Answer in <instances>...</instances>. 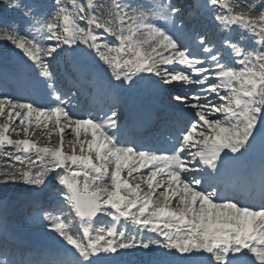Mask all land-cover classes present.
<instances>
[{"label": "snow or ice", "instance_id": "obj_1", "mask_svg": "<svg viewBox=\"0 0 264 264\" xmlns=\"http://www.w3.org/2000/svg\"><path fill=\"white\" fill-rule=\"evenodd\" d=\"M0 47L4 216L52 241L0 264H264V0H10Z\"/></svg>", "mask_w": 264, "mask_h": 264}, {"label": "rangeland", "instance_id": "obj_2", "mask_svg": "<svg viewBox=\"0 0 264 264\" xmlns=\"http://www.w3.org/2000/svg\"><path fill=\"white\" fill-rule=\"evenodd\" d=\"M7 4L10 0H6ZM197 1V0H196ZM7 67L9 71H16L18 69L17 61L14 56L5 51L3 47H0V69ZM102 87V82L101 85ZM163 94L158 92L155 88H141L136 96L128 100V107L130 110H137L143 104L150 103L154 109L159 108V102L162 103ZM26 186H22L21 189ZM19 197H26L28 202L24 208L28 209L27 206L31 197L27 193H16L14 199ZM41 198H46L41 197ZM24 210H14L12 207L9 208L7 216H4V212L0 209V228H2L6 222L9 232L14 234L19 240L23 241L27 245H31L34 248H45L51 247L52 241L50 240L45 228L34 218L33 212L22 214Z\"/></svg>", "mask_w": 264, "mask_h": 264}, {"label": "trees", "instance_id": "obj_3", "mask_svg": "<svg viewBox=\"0 0 264 264\" xmlns=\"http://www.w3.org/2000/svg\"><path fill=\"white\" fill-rule=\"evenodd\" d=\"M5 1L6 0H0V10H3V7L6 5V2ZM182 2L185 3V4H187V5H189L188 2H187V0H182ZM22 186L23 185H17L15 187L18 188V189H21ZM0 187H2V186H0ZM16 193H19V192L15 191V190H9V197H11V198L14 197L16 195ZM0 198H2V197H0ZM23 198L24 197H19L18 199L14 200V202L19 205L23 201Z\"/></svg>", "mask_w": 264, "mask_h": 264}]
</instances>
